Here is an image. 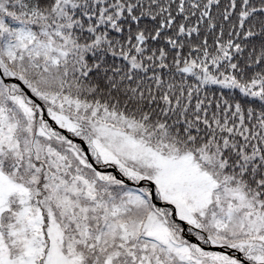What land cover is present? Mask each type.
<instances>
[{
    "label": "rangeland",
    "instance_id": "374dc122",
    "mask_svg": "<svg viewBox=\"0 0 264 264\" xmlns=\"http://www.w3.org/2000/svg\"><path fill=\"white\" fill-rule=\"evenodd\" d=\"M68 8L71 0H57L48 22H36L38 33L20 28L25 48L0 18L3 76L23 82L58 128L85 142L96 164L114 165L134 183L150 180L155 198L172 205L203 243L264 263V205L223 172L218 154L184 150L158 128L53 87L52 74L57 81L72 73L89 50L73 38L79 25ZM105 9L96 23L109 20ZM197 67L203 82L247 90L230 75ZM121 185L95 171L76 142L42 119L39 105L0 77V264H241L180 241L169 209L152 205L146 186H126L134 191L132 209L118 194L112 201L118 191L126 197Z\"/></svg>",
    "mask_w": 264,
    "mask_h": 264
},
{
    "label": "trees",
    "instance_id": "16d2710c",
    "mask_svg": "<svg viewBox=\"0 0 264 264\" xmlns=\"http://www.w3.org/2000/svg\"><path fill=\"white\" fill-rule=\"evenodd\" d=\"M56 2L0 0L3 26L18 33L9 38L30 45L20 28L38 33L36 22H48ZM71 6L79 25L73 38L89 50L74 60L72 73L57 81L52 74L53 87L158 128L184 150L215 152L233 183L264 205V0H71ZM104 6L109 20L96 23ZM200 64L247 90L203 82Z\"/></svg>",
    "mask_w": 264,
    "mask_h": 264
},
{
    "label": "water",
    "instance_id": "95a60500",
    "mask_svg": "<svg viewBox=\"0 0 264 264\" xmlns=\"http://www.w3.org/2000/svg\"><path fill=\"white\" fill-rule=\"evenodd\" d=\"M0 75H2V73H1V70H0ZM4 80L5 81H7V80H13V81H15L14 79H12V78H4ZM16 82H18V84H20V86L22 87V89L25 91V93L28 95V96H30L31 98H33L34 100H36L32 95H31V93L22 85V83L19 81V80H16ZM45 115V112H44V110H43V116ZM47 120L50 122V123H52V121L49 119V118H47ZM53 126L54 127H56V125L55 124H53ZM64 134H66L67 136H69L67 133H66V131L65 130H63V129H60ZM70 137V136H69ZM74 141H76V142H79L80 144H81V146H82V148H83V150H84V152H85V155H86V157L88 158V160H89V162L94 166V167H96V165L94 164V162H93V160H92V158H91V156H90V154H89V152H88V149H87V147H86V145H85V143L82 141V140H80L79 138H72ZM98 169H101V170H104V171H112V172H114L115 174H116V171H115V169L113 168V167H107V168H99L98 167ZM142 183V181H139L138 183H137V185H140ZM148 184H149V186H150V197H151V200L153 201V203H155V204H157V205H162V203L161 202H159V201H156L155 199H154V185H153V183L152 182H150V181H148ZM164 205H167V204H164ZM172 214H174V209H173V213ZM182 222V221H181ZM182 226H183V228H185V224L182 222ZM205 248H208V249H212V250H222V251H225V252H227V253H230L231 251L230 250H228V249H225V248H222V247H218V246H206ZM236 254L239 256L240 255V253L239 252H236ZM240 259L245 263V264H263V263H249V262H247V261H245L243 258H241L240 257Z\"/></svg>",
    "mask_w": 264,
    "mask_h": 264
}]
</instances>
